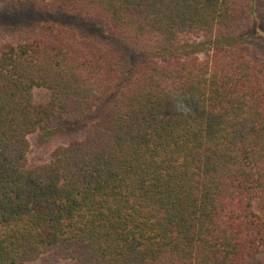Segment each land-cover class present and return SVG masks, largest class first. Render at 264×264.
I'll use <instances>...</instances> for the list:
<instances>
[{
	"label": "trees",
	"instance_id": "obj_1",
	"mask_svg": "<svg viewBox=\"0 0 264 264\" xmlns=\"http://www.w3.org/2000/svg\"><path fill=\"white\" fill-rule=\"evenodd\" d=\"M36 1L100 31L0 43V264H246L264 246V49L243 38L262 0ZM193 38L202 58H153ZM75 122L28 164V134Z\"/></svg>",
	"mask_w": 264,
	"mask_h": 264
},
{
	"label": "rangeland",
	"instance_id": "obj_2",
	"mask_svg": "<svg viewBox=\"0 0 264 264\" xmlns=\"http://www.w3.org/2000/svg\"><path fill=\"white\" fill-rule=\"evenodd\" d=\"M262 12L252 23L246 34L243 35L246 43L256 44L264 49V0ZM43 21L67 24L86 32L97 33L99 28L84 24L71 15L51 14L36 0H6L0 3V43L17 37L20 28L33 27ZM199 38H193L187 43L179 45L174 51L166 48L162 53L155 54L157 61H165L171 54L180 52L181 56H196L202 58L204 53L196 49ZM84 124L75 122L71 126L52 130L47 134L36 130L27 135L28 151L26 154L28 164L42 163L47 160L49 153L57 146L67 144L71 140L80 139L83 135ZM29 264H72L71 261L43 254ZM246 264H264V246Z\"/></svg>",
	"mask_w": 264,
	"mask_h": 264
}]
</instances>
